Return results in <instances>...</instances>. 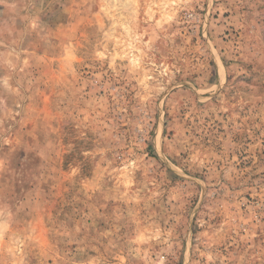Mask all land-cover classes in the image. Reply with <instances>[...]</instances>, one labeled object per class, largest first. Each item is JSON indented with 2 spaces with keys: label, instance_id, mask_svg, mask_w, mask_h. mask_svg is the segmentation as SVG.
<instances>
[{
  "label": "rangeland",
  "instance_id": "1",
  "mask_svg": "<svg viewBox=\"0 0 264 264\" xmlns=\"http://www.w3.org/2000/svg\"><path fill=\"white\" fill-rule=\"evenodd\" d=\"M0 264H264V0H0Z\"/></svg>",
  "mask_w": 264,
  "mask_h": 264
}]
</instances>
